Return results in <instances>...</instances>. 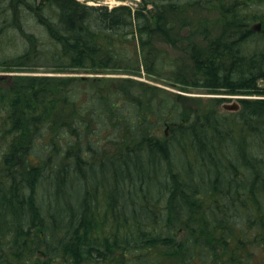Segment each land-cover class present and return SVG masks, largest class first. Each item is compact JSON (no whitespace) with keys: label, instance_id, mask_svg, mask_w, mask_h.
I'll list each match as a JSON object with an SVG mask.
<instances>
[{"label":"trees","instance_id":"1","mask_svg":"<svg viewBox=\"0 0 264 264\" xmlns=\"http://www.w3.org/2000/svg\"><path fill=\"white\" fill-rule=\"evenodd\" d=\"M256 21L264 0H0V264H264Z\"/></svg>","mask_w":264,"mask_h":264},{"label":"rangeland","instance_id":"2","mask_svg":"<svg viewBox=\"0 0 264 264\" xmlns=\"http://www.w3.org/2000/svg\"><path fill=\"white\" fill-rule=\"evenodd\" d=\"M81 1H86L87 3H90V4L91 3L92 4H107L110 6L117 5L119 3H127V4H130L133 6H137V4L139 3V0H81ZM256 24H257V22L253 23L252 28ZM253 29L256 32H262V30L264 31L263 26H261L259 28H253ZM19 38L20 37H18V39ZM6 70H8V69L1 67L0 73L1 72H11V71H6ZM33 71L35 73H40V74L52 72L49 69H46L45 67H40L38 69H34ZM140 78H143V79L150 81L152 83H155V84L165 86L166 88H168L174 92H177V93L179 92V93L185 94L187 97H189V99H192L191 101L189 100L191 103L195 102V100L201 99L203 104H206L207 106L211 107L217 102V100H216L217 98H225L223 101H221L220 105L217 103L216 107L218 110L226 111V112H234V111L236 112V111H239L241 108V103H240L239 97H242L243 94L231 93V92L225 91L224 89L219 90L218 93H209V91L196 89L193 87H188V88H185L184 90H181L180 87H174L171 85H164L163 84L164 82L154 80L153 78L151 79L146 75H143ZM260 87L264 88V81L263 80H261V82H260ZM244 96H248L250 98H260L261 97L260 95H255V94L244 95ZM237 103L239 104V108H238V110H234L237 106L236 105ZM166 130H167L166 127H161L158 129L157 134L159 136H164L165 132H167ZM94 261L98 262L99 260L94 259ZM167 261L168 260L166 258H164V264H168ZM100 262L98 264H102ZM52 263H55V262H52ZM58 264H60V263H58Z\"/></svg>","mask_w":264,"mask_h":264},{"label":"bare ground","instance_id":"3","mask_svg":"<svg viewBox=\"0 0 264 264\" xmlns=\"http://www.w3.org/2000/svg\"><path fill=\"white\" fill-rule=\"evenodd\" d=\"M90 4V3H89ZM92 4V3H91ZM119 4H127V3H119ZM119 4H117V5H119ZM102 5H107V4H102ZM107 6H109L110 8H112L113 6H116V5H113V6H110V5H107ZM150 9H152V6H150ZM257 22V24L253 27V28H259V27H261L262 26V23H261V21H256ZM255 23V22H254ZM246 44V46L247 47H252V45H253V40L251 39V38H249V40L247 41V43H245ZM6 73H11V72H1L0 73V75H5ZM12 74V73H11ZM22 75L24 74V75H36V74H40V73H35L34 71H24L23 73H21ZM42 74H45V73H42ZM42 74H40V75H42ZM54 75H74V74H76L75 72H66V73H53ZM52 74V75H53ZM49 75H51V74H49ZM239 98H250V97H248V96H242V97H239ZM40 184H42V181H40V183L39 184H37L36 186H40Z\"/></svg>","mask_w":264,"mask_h":264}]
</instances>
